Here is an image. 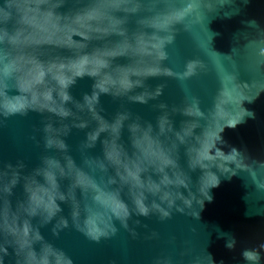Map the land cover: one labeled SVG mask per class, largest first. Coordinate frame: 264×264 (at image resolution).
Here are the masks:
<instances>
[{"label":"water","instance_id":"95a60500","mask_svg":"<svg viewBox=\"0 0 264 264\" xmlns=\"http://www.w3.org/2000/svg\"><path fill=\"white\" fill-rule=\"evenodd\" d=\"M0 264H264V0H0Z\"/></svg>","mask_w":264,"mask_h":264},{"label":"clouds","instance_id":"9594fccd","mask_svg":"<svg viewBox=\"0 0 264 264\" xmlns=\"http://www.w3.org/2000/svg\"><path fill=\"white\" fill-rule=\"evenodd\" d=\"M218 186L219 185H216L215 187H218ZM211 199H212V197L210 196L209 201ZM145 215H146V213H145ZM162 217L166 218V217H169V216H168L167 213H165L164 216H162ZM125 226H127V225H125ZM113 232H115V230H113ZM99 238H100L99 236L94 237V239H97V240H99ZM244 255H245L246 258H249V256H250V254L248 252H245Z\"/></svg>","mask_w":264,"mask_h":264}]
</instances>
